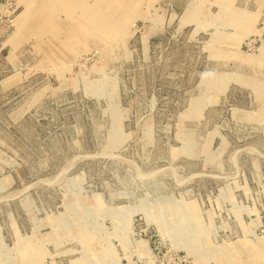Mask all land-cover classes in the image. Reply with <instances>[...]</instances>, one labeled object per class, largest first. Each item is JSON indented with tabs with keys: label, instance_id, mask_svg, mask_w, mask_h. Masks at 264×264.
Segmentation results:
<instances>
[{
	"label": "rangeland",
	"instance_id": "rangeland-1",
	"mask_svg": "<svg viewBox=\"0 0 264 264\" xmlns=\"http://www.w3.org/2000/svg\"><path fill=\"white\" fill-rule=\"evenodd\" d=\"M0 264H264V0H0Z\"/></svg>",
	"mask_w": 264,
	"mask_h": 264
},
{
	"label": "bare ground",
	"instance_id": "bare-ground-1",
	"mask_svg": "<svg viewBox=\"0 0 264 264\" xmlns=\"http://www.w3.org/2000/svg\"><path fill=\"white\" fill-rule=\"evenodd\" d=\"M77 4V5H76ZM76 4H74V5H72V8L73 7H75V6H78L81 10H83L84 11V9L82 8V6H85L86 5V3H83V2H81V1H78ZM81 6V7H80ZM77 10V9H76ZM85 12V11H84ZM83 12V13H84ZM109 12H111V11H108L107 13H106V22L107 23H104L102 26L104 27V28H108L109 27V25H111V24H113L114 22H111L112 21V17L111 16H109L110 14H109ZM90 16H91V14L90 13H88V15L86 14V16H84V18L89 22L90 21V24L91 23H93L95 26H98L99 28H100V25H101V21L100 20H93V19H91L90 18ZM88 18V19H87ZM87 22V23H88ZM86 23V24H87ZM110 23V24H109ZM110 28V27H109ZM108 28V29H109ZM113 29V28H112Z\"/></svg>",
	"mask_w": 264,
	"mask_h": 264
}]
</instances>
